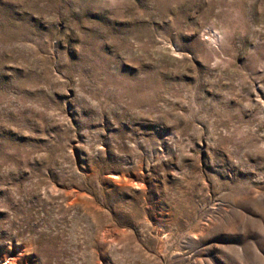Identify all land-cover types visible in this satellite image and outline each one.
Returning <instances> with one entry per match:
<instances>
[{
  "label": "rangeland",
  "instance_id": "374dc122",
  "mask_svg": "<svg viewBox=\"0 0 264 264\" xmlns=\"http://www.w3.org/2000/svg\"><path fill=\"white\" fill-rule=\"evenodd\" d=\"M0 264H264V0H0Z\"/></svg>",
  "mask_w": 264,
  "mask_h": 264
}]
</instances>
